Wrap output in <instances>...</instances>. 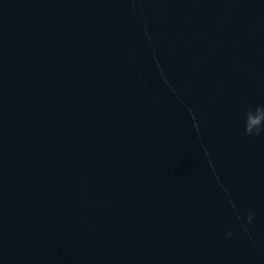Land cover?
I'll list each match as a JSON object with an SVG mask.
<instances>
[{
    "label": "water",
    "instance_id": "water-1",
    "mask_svg": "<svg viewBox=\"0 0 264 264\" xmlns=\"http://www.w3.org/2000/svg\"><path fill=\"white\" fill-rule=\"evenodd\" d=\"M0 264H264V0H0Z\"/></svg>",
    "mask_w": 264,
    "mask_h": 264
}]
</instances>
